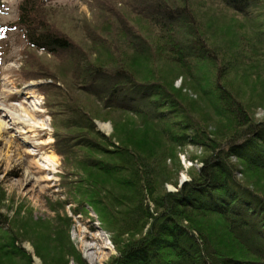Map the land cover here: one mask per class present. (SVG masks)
<instances>
[{
	"label": "trees",
	"instance_id": "1",
	"mask_svg": "<svg viewBox=\"0 0 264 264\" xmlns=\"http://www.w3.org/2000/svg\"><path fill=\"white\" fill-rule=\"evenodd\" d=\"M45 1L22 0L12 26L22 30L31 49L57 59L62 52L75 55L79 46L53 28ZM206 1L136 0L123 11L120 3L94 0L101 21L90 26L96 34L91 52L71 68L36 65L25 75L28 81L51 80L39 89L46 108H58L50 113L54 150L64 157L61 184L81 213L88 206L113 233L117 254L106 264H264V192L241 178L250 172L259 184L264 181V121L253 123L229 82L251 70L247 58L264 55V9L258 14L257 0H214L222 18L239 15L248 29L238 43L231 38L215 44L211 30L221 19ZM3 9L0 0V13ZM254 46L257 52L249 56ZM160 62L178 69L212 102L230 136L208 131L172 88V76L157 70ZM54 71L63 77V87ZM252 76L242 77L251 84ZM91 97L106 118L118 112L136 116L150 133L145 140L152 136L171 150L202 147L201 167L192 169L177 192H156L148 157L109 142L97 130L94 120L106 118L86 106ZM208 215L223 223L219 231L201 228L198 219ZM7 222L0 213V225ZM15 242L0 244V255L30 262Z\"/></svg>",
	"mask_w": 264,
	"mask_h": 264
},
{
	"label": "rangeland",
	"instance_id": "2",
	"mask_svg": "<svg viewBox=\"0 0 264 264\" xmlns=\"http://www.w3.org/2000/svg\"><path fill=\"white\" fill-rule=\"evenodd\" d=\"M93 1H45V11L48 12L53 28L79 46V50L72 52L75 55L62 52L57 59L58 56L54 58L31 49L22 30L12 26L18 18V7L22 0H2L4 9L0 13V213L7 216L8 222L0 225V244L6 247L11 244L12 238H15V245L30 255L31 261L27 263L19 256L0 255V264H106L117 254L111 238L113 233L103 228L96 213L88 206H84L85 214L81 213L61 184L64 157L54 150L50 113L58 108L52 107L49 111L46 108L45 96L39 89V84L49 83L51 80L37 78L28 81L29 76H25L29 75V71L36 65L40 69L46 68L47 65L63 68L69 65L71 68V64L80 59L79 56L91 52V38L96 34L90 31V26L98 27L101 21L98 18L100 6ZM101 1H108V4L110 2L112 5L120 3L118 7L123 10L125 4L136 0ZM257 1L260 14V9H264V0ZM206 3L216 9L217 17L221 14L223 9L214 0H207ZM220 19L219 25L217 23L211 30L215 44H221L223 40L231 38L236 39L235 43H238L240 33H248L239 15L225 18L224 14V18L220 15ZM245 49H249V46L245 45ZM256 49L254 46L249 56L257 52ZM95 57L92 54V58ZM247 60L251 64V70L232 76L229 82L231 85L235 84L232 85L235 86V95L250 113L253 123H257L264 121V55L260 57L253 54ZM157 70L172 76V88L178 90L179 97L188 103V106H192L193 112L207 125L209 132L223 134L219 137L230 136L229 125L215 113L212 102L202 99L195 91L194 85L186 80L178 69L160 62L157 64ZM251 74L254 76L250 79L251 84H248L245 79ZM53 75L57 78V85L63 87L65 83L61 74L54 71ZM257 77L258 84H255ZM236 83L240 85L237 86ZM91 102L97 101L87 98L86 106L90 104L89 109L105 117L106 113L100 104ZM25 113L32 119L26 117L29 122L24 123L20 118L23 122L17 124L16 116L25 118ZM94 121L97 130L109 138V142L148 157L155 168V186L158 193L164 190L177 192L183 183L190 180L192 169L201 167L202 158L206 155L205 150L199 146L187 145L171 150L152 136L145 140L150 133L131 113L118 112L109 114L106 119ZM101 125L109 126V130ZM43 126L45 128H42ZM48 157H54L55 165L50 164ZM257 177V174L250 172L241 175L251 188H262L264 192V181L259 184ZM198 220L201 228L209 233L217 232L223 226V223L212 215Z\"/></svg>",
	"mask_w": 264,
	"mask_h": 264
},
{
	"label": "bare ground",
	"instance_id": "3",
	"mask_svg": "<svg viewBox=\"0 0 264 264\" xmlns=\"http://www.w3.org/2000/svg\"><path fill=\"white\" fill-rule=\"evenodd\" d=\"M25 114H26L25 118H24V117L16 116L17 118H15V121L18 122L17 124L22 123L23 121H24V123H25V122H29L28 120H26V117L32 119V117H31L28 113H25ZM20 118H22L23 121H21ZM101 126H102L103 128H106L107 130H109V126H106V125H101ZM42 128H45V127L43 126ZM53 158H54V157H48V161L50 162V164L55 165V162H56V161H55ZM28 175L30 176V173H28ZM186 180H187V179H186ZM92 261H93V258H92Z\"/></svg>",
	"mask_w": 264,
	"mask_h": 264
}]
</instances>
